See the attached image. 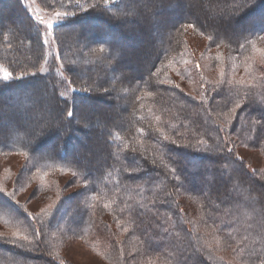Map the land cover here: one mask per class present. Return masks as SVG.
Instances as JSON below:
<instances>
[{
  "label": "trees",
  "instance_id": "1",
  "mask_svg": "<svg viewBox=\"0 0 264 264\" xmlns=\"http://www.w3.org/2000/svg\"><path fill=\"white\" fill-rule=\"evenodd\" d=\"M50 1L48 10L67 13L56 24L54 36L64 51L61 50L68 63L67 77L76 91L65 98L60 92L65 83L58 81L54 85L53 75L40 72L46 58L42 28L23 1L14 0L24 16L22 24H12L9 17L0 19V67L7 68L16 78L0 82V97L5 100L0 103V112L6 113L3 118L10 128L0 126V150L30 156L34 167L30 164L25 170L30 177L32 172L40 174V169H73L84 174L80 180L86 177L92 186L85 182L87 188L81 189L70 229L80 237L100 235L110 264H126L130 260L136 264H264V170L255 167L252 171L233 148L240 145L264 154V61L256 59L259 51L255 50L264 49V40L258 39L264 36V20L250 16L261 0H220L212 8L217 20V28L212 30L193 10L201 0H192L193 4L190 0H112L109 5H104L103 0ZM150 7L156 10L148 16ZM205 7L211 8L209 3ZM249 7L250 11L237 14L241 8L244 11ZM75 8H80L78 14L73 13ZM126 12L136 15L131 23L135 22L137 30L144 32L150 21L154 26H149L146 34L160 31L159 41L152 35V41L146 39L141 45L149 44V48L142 50L137 56L140 60L134 63L130 59L135 53L114 45L128 34L125 31L118 38L110 35L112 30L87 34L100 23L89 26V20L100 19L102 28L110 23L113 14L125 16ZM230 12L236 16L233 26L223 25V17ZM159 13L166 18L159 17ZM114 22L125 30L127 23ZM248 22L254 24L244 28ZM80 23L85 24L80 35L70 37L71 29ZM189 24L194 25L197 34L212 36L209 44L219 46L225 53V62H217L216 68L218 71L221 67V80H210L209 66L200 69L192 63L186 50ZM249 41H255V48ZM101 48L105 51L101 52ZM230 54L238 63L251 66L257 75L253 83H241L230 75ZM174 65L179 68V75L188 80L196 77L199 85L206 86L201 98L182 87L177 79L168 80L175 74ZM158 70L168 73L165 81H159ZM46 82L52 88L49 99L54 101V118L50 121H46L49 112L42 106L44 93L39 92ZM106 82L111 84V91L105 87ZM84 88L89 91H82ZM114 93L116 105L105 99ZM157 101L163 103V108L159 104L157 107ZM86 106L93 107V114L83 112ZM67 110L73 112V117L66 116ZM24 114L30 121L19 118ZM87 118L104 127L105 137L91 138V145L101 140L104 146L96 153L98 159L93 166L82 168L75 154L71 152L67 157L65 147L57 142L54 149L46 150L34 144L39 133L56 131V119L69 126ZM76 128L85 136L91 134ZM68 143L72 145L71 141ZM89 145L81 146L85 150ZM154 158L173 166L181 181L176 183L164 167H153ZM33 179L36 180L28 181ZM39 188L40 185L35 188L37 194ZM179 197L190 198L189 210ZM0 214L19 219L21 215L1 201ZM44 225L51 229L53 221L46 220ZM34 244L32 251L50 249L42 241H34L29 247ZM13 245L16 249L12 253L0 247V264L8 260L11 264H24L28 260L27 253L22 254L23 247Z\"/></svg>",
  "mask_w": 264,
  "mask_h": 264
},
{
  "label": "rangeland",
  "instance_id": "2",
  "mask_svg": "<svg viewBox=\"0 0 264 264\" xmlns=\"http://www.w3.org/2000/svg\"><path fill=\"white\" fill-rule=\"evenodd\" d=\"M22 1L30 14H32V16L35 18L39 26H41L43 31V43L45 38L48 40L47 44L44 43L46 58H44V63L40 67V72L46 75L48 74V76L53 75L52 77L55 78V81L52 80L54 85L58 81H62L63 83H65V88L63 90H60V92L64 93L63 96L65 98L72 97L75 91H72L74 86L69 83V78L67 77L68 70L66 66H68V63L63 59L61 52V50L63 51V49L59 44L57 37L54 36V29L56 24L62 22L65 19V16H57V13L65 12L59 9H54L51 11L48 10L52 5V2L50 0ZM219 1L220 0H201V2L197 3L196 6H193V10L196 11V13L199 14L201 18L205 19L208 25V30L217 28V20L214 17V11L212 10V8L216 6ZM190 2L191 4H193L192 0H190ZM208 3L211 7L209 9L205 7ZM186 9H189V7L187 6ZM79 10L80 8H75L73 13L78 14ZM155 10V7H150L148 10V16L151 14V12H155ZM246 11H250V7L245 9L244 11L241 8V10H239L237 14L242 15ZM163 13H159L158 16H161L163 17V19H165L166 15ZM170 13H172L173 15L175 14V12L172 11ZM252 13L253 15L250 16H253L254 19L264 20V0H261L259 4L255 5ZM234 14L235 12H230L228 15L224 16L222 20L223 25L227 24L233 26L234 18L236 17H234ZM4 17H9V21L12 22V24L17 25H21L24 18V16L18 12L14 0H0V19ZM133 18L137 19L136 15H132V13L130 14L129 12H126L125 16L113 14L112 18L110 19V23H112L114 29H111L110 23L104 24V22L103 27H99V25L101 24L100 19L96 21L94 19L89 20V26H93L98 22L100 23L98 24V27L96 26L90 28L91 30H89L87 34H92V32H97L100 34L103 31L106 32L107 30H112V34L110 35H114L116 38H118L119 36H121L123 31H125L128 34L118 42V45H116L115 43L114 45L119 47L120 49L127 48L135 53L136 56L130 59L134 63L135 60H140V58H138L137 56L141 54V51H146L149 48V44H144L143 46L141 45L147 40L152 41L151 38L153 37L154 39H157L159 41L160 31L158 32V34L151 32L153 37L152 35H147L149 26H154V22L148 21V25H146V27L143 26L144 32H141L136 29V26H134L135 22H133V24L131 23V20ZM117 20L119 22L124 21L125 23H127L124 25L126 27L125 30L119 29L120 25H118L117 22H114ZM4 22H6V20H4ZM138 22L141 21L139 20ZM48 23L52 24L51 29L48 28ZM253 24L254 22L245 23L244 28L250 27ZM84 25V23H80L79 26L71 29L70 37L80 35V33L82 32V26ZM130 29L132 30L129 31ZM187 30L186 42L188 47L186 46V50L188 51V54L193 58L192 63L195 66L199 65L200 69L203 65H206L207 67L209 66L210 70L208 68L207 69L209 70L208 74L210 80L216 81L217 77L221 80L222 76L218 75L221 67L218 71L216 70V68L218 66L217 62H225V53L219 48V46L215 44L211 46V44H209L211 42L208 39L209 36L206 35L205 37L203 35L197 34L196 32H194L193 27H189ZM1 37L3 38V36ZM64 42L65 39L63 41V44ZM64 46L65 45H63V47ZM230 55H232L231 58L233 62L230 75H232L234 79L239 80L240 82L243 81V83H253L257 75L251 70V66H249L248 64L238 63V60H236L234 54ZM256 59H261V61H264V53L258 52ZM69 63L71 64V62ZM71 67L73 68L74 65H71ZM0 69L7 70V68H5L4 66H1ZM177 69L179 68L174 65L175 74L171 75L170 79H166L170 81L173 79H177V82L182 87L190 89L191 93H195V97L201 98L203 90L206 88V86L204 87V85H199L197 83L196 77L188 80L186 76L179 75L177 73ZM7 71L10 72L9 70ZM157 73H160L159 81H165L164 78L168 73L164 71V74H162V72H160L159 70L157 71ZM2 75L3 73L0 72V76ZM153 78L155 80V77ZM170 81L169 84L171 83ZM110 85L111 84L109 82H106L105 87H109ZM33 89L36 90V87L34 86ZM51 90L52 88H50L49 84L46 82V84L42 88H40L39 91L41 94L44 93L45 97V100L42 101V106L49 112V117L46 118V121H50V118H54V115L52 114V106H54V101L52 99H49ZM111 90L112 89H110L109 91ZM46 93H48L47 96ZM115 96V93L110 96L108 94L106 95L105 99H107L108 101H113L114 105H116ZM0 101V103L5 102V100H3L1 97ZM46 104H49V108H47ZM158 104L163 108V103L157 101V107H159ZM86 107L87 108H85L83 112L93 114V107ZM169 113L172 114V110H170ZM4 116H6V113L0 112V126H6L5 128L9 130L10 128L8 127L9 125L7 124V119L3 118ZM88 116L89 115H87L86 117ZM19 118L22 121L30 119V117H28V115L26 114L21 115ZM44 121L45 119L39 121V124L43 123ZM54 122L56 131L52 133V130L47 129L42 133H39V135L35 136L36 143L34 142V144H39V146L41 145L40 147H42V150H46L54 149V145L57 142L58 146L61 147V145H63L65 147L67 157L71 155V152L75 154L82 168L87 167V165L93 166V164L98 159L96 153H100V150L102 151V148L104 146L103 141L101 140L100 142H98V146L91 145L94 144L91 138L99 137L101 139L102 136L105 137L104 131L102 130L104 128L103 124L95 122V119L93 120V122H90L88 118L83 120L82 122L80 120L79 122H77L76 120L74 124H70L69 126L66 121L60 119H56L54 120ZM76 127L91 131V134L89 136H85L84 134H81V132H78L76 130ZM46 136L49 137L45 138ZM36 137L39 139L37 140ZM68 141H71L72 145H70ZM79 143H81L80 147H77ZM87 144L90 145L86 146V149L83 150V146L81 145ZM232 146L233 145H231V147ZM233 148L236 150V154L238 156L246 159L248 164H250V169L252 171H254L255 167H259L260 169L264 170L263 152L257 149H250L240 145L233 146ZM137 149L140 151V153L146 154L139 148ZM153 160V167H159L158 165H160L161 167H164L169 171L170 175L173 176V179L176 183H179L181 181L180 178L176 179L178 175L177 173L172 171L173 166L161 164V162H157V159L155 158ZM30 161L31 157L26 153H8L0 150V201L2 202V204L6 205V207H11V209H15L21 214L18 215L20 216V219L13 218L12 216H9L7 214H0V247L9 253L14 252V249H16V247L11 241L15 240L16 238L13 236V233L20 232L22 235H27L29 237V241L25 242L28 244H26V246L28 247H23L25 251L22 250V254L27 253L26 259H28L24 262V264H61V261L63 262V264H110L105 258L106 252H103V250H106L107 248L103 247L104 241H100V235H94L93 237H80V235H73L70 229L73 214H75L76 211L75 204L79 202L82 196L81 189H83V187L85 186V182H88L89 186H92V183L87 180L86 177L83 179V181H81V177H83L84 174L75 172L73 169H71L72 171L67 170L65 172H54L53 170L44 171L40 169V174L32 172L33 177H30V174H27V172L25 171L27 170V168H29H26V166L30 164H32V166L34 167V164L32 163V161ZM196 161H198V159ZM36 171L38 172V168L36 169ZM50 171L53 172L50 173ZM150 171H152V168H150ZM73 173H76V175L74 176ZM77 175H80V177H77ZM30 178H35L36 180L33 179L34 181L30 182L28 181ZM37 185H40V188L38 189L40 191V194H37V191L35 190ZM8 193H14V195L9 196ZM178 200L179 202L182 201L185 204L186 209L189 210V207H187V205L190 203V198L179 197ZM57 211L59 212L56 213ZM29 214H31V216H29ZM33 217H35L36 219H32ZM6 218H10L14 222L7 220ZM46 220H51V222L53 221V225L50 226L52 227L51 229L42 226L43 223L41 224V221L44 222ZM57 221H60V223L56 225L55 223H57ZM32 225L40 226L42 229L44 228L38 238L33 235ZM34 241H42V243L47 244L50 249L46 251L42 248H39V250L37 251L28 250L30 249L29 242ZM11 263L13 262L8 260L7 262H3L2 264ZM136 263L137 262H135L134 260H130L126 264Z\"/></svg>",
  "mask_w": 264,
  "mask_h": 264
},
{
  "label": "snow or ice",
  "instance_id": "3",
  "mask_svg": "<svg viewBox=\"0 0 264 264\" xmlns=\"http://www.w3.org/2000/svg\"><path fill=\"white\" fill-rule=\"evenodd\" d=\"M103 2H104V5H109V4L112 3V0H103ZM94 7H95V5H94ZM106 10L111 11V8H108V9H106ZM66 15H67V13H57V16H66ZM187 27H194V25L189 24V25H187ZM48 28H49V29L52 28V24H51V23H48ZM208 39H209V40H212L213 37H212V36H209ZM258 39H260V40H264V36H260V37H258ZM44 43H45V44L48 43V40H47L46 38L44 39ZM249 43H251L252 46H253V48H255V41H249ZM241 47L243 48V45H241ZM255 50L264 53V49H255ZM100 51H101V52H104L105 49L101 48ZM115 55H116V54L113 53V57H114ZM196 66L199 67V65H196ZM0 72L3 73V75L0 76V82H9V81H11V80H15V79H16L15 77L12 76V73L8 72L7 70L0 69ZM33 75H35V73H33ZM221 76H223V72H221ZM20 78L22 79L23 77H20ZM69 83H70V82H69ZM241 83H243V81H241ZM177 87H178V86H177ZM81 90H82V91H85V92L89 91V89H87V88H84V89H81ZM72 91H76V89L73 88ZM61 95L63 96L64 93H61ZM237 107H239L238 104H237ZM66 116H67L68 118L73 117V112H72L71 110H67V111H66ZM77 122H79V120H77ZM141 131H143V130L141 129ZM165 138L167 139V137H165ZM173 143H174V141H173ZM228 151L231 152L232 149H228ZM172 171L175 172V169H173ZM73 175L75 176L76 173H73ZM176 179H179V177L177 176ZM85 188H87V184H85ZM8 195H9V196H13L14 193H8ZM29 216H31V214H29ZM32 219H36V218L33 217ZM42 223H43V222L41 221V224H42ZM45 227H46V226H45ZM42 230H43V229H42L40 226L32 225V232H33V235H34L35 237L38 238ZM13 236H14L16 239H15V240H12L11 242H12V243H17L18 246H20V247H25V245H24L22 242H27V241H29V237H28L27 235H22L20 232H15V233H13ZM29 243H32V242H29ZM35 247H36V245L34 244V245H33V248H30V249H28V250H34ZM61 264H63L62 261H61Z\"/></svg>",
  "mask_w": 264,
  "mask_h": 264
}]
</instances>
